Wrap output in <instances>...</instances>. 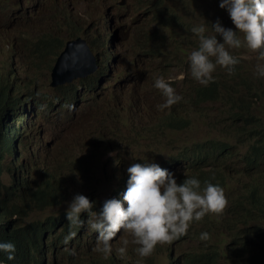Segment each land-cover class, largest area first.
Wrapping results in <instances>:
<instances>
[{"label":"rangeland","instance_id":"obj_1","mask_svg":"<svg viewBox=\"0 0 264 264\" xmlns=\"http://www.w3.org/2000/svg\"><path fill=\"white\" fill-rule=\"evenodd\" d=\"M162 3L172 10L170 12L177 13L179 23L165 24L159 20L157 9H163ZM217 18L225 27L235 29L227 11L219 7V0H0V75L4 77V84L11 85L12 81L7 78L5 60L8 53L5 43L12 36V41L23 53L21 64L16 58L18 71L29 85V90L14 88V92L22 95L23 100L35 93L34 101L39 100L43 104L40 118L37 112L39 102L31 114L27 112L28 123L34 122L33 141L38 143L37 162L31 160L27 144L23 148L26 164L28 162L30 166L28 178H38L39 171L46 170L62 177L70 185L86 181L99 197L120 195L126 188V168L133 162H141L140 159L155 160L161 167L172 171L179 182L183 180L184 174L191 175L193 165L171 170L167 162L173 154L183 149L198 152L191 145L193 142H203L206 146L226 140L232 143L234 154L238 157L231 162H223L224 166L216 167L231 171L224 185L227 198L225 207L220 213L205 215L204 222L194 221L185 235L169 243L157 244L150 257L144 258V264H189L185 262V257L197 256L208 248L220 249L228 258V247L258 234L241 232V228L254 226L264 230V219L251 216L249 211L251 208L254 212L258 204L252 202L250 207L242 197L250 192L252 184L260 187L264 185V163L250 165L242 160L254 140L246 133L245 123L234 117L236 108L242 107L241 101H245L253 103L250 110L254 116L264 118V100L260 102L248 88L238 85L241 77H244L264 86V78L253 75L256 53L243 47L230 50L239 57L240 63L237 65L240 67L235 68L229 76L217 66L213 73L214 80H220L222 85L216 100H196V88L202 85L192 79L188 70L187 55L198 43L190 28L194 24L211 23ZM80 23V32L84 31L92 51L98 56V70L92 79L87 80L93 88L90 90L87 83L79 84V94L76 96L79 103L72 102L64 108V101L53 113V99H61L59 93L50 86L55 61L53 57L43 60L37 56L30 44L47 33L62 38L73 36V28ZM208 29L210 31V25ZM185 37L191 38V41L185 40ZM217 39L222 38L218 36ZM104 56L105 59L112 58L110 65L105 63ZM27 72H31V75ZM155 75H163L166 79L170 77L169 82L182 97L164 111H157L154 107L162 102L159 91L152 86ZM77 107L82 109L74 111ZM171 111L188 117L190 125L175 132L161 128L162 120ZM42 129L45 136L40 141L38 133L43 136ZM18 152L22 160L24 153L20 145ZM110 152L114 154L110 156ZM5 158L3 164L6 169L2 182L8 190H4V193L10 194L8 188L12 184L10 174L13 172L7 170L11 160ZM263 193L264 189L258 198H262ZM8 202L13 208L12 201ZM238 205H244L246 209L239 210L236 207ZM66 207L55 210L65 211ZM51 213L52 210L44 212L42 217ZM234 228L235 241L230 232ZM202 230L210 233L207 240L199 239ZM122 233L119 232L113 238V249L119 245L124 235ZM90 234L94 236L87 240L86 250H92L97 258H101V264H111L112 254L117 258L116 263L112 264H134L138 258L132 251L135 245L129 244L125 257L121 258L113 251L107 259L93 250L96 234ZM128 238L131 239L130 236ZM70 250H74V254L65 248V257L56 263L88 264V261H84L85 252L81 248L72 246Z\"/></svg>","mask_w":264,"mask_h":264},{"label":"clouds","instance_id":"obj_2","mask_svg":"<svg viewBox=\"0 0 264 264\" xmlns=\"http://www.w3.org/2000/svg\"><path fill=\"white\" fill-rule=\"evenodd\" d=\"M219 7L227 11L235 29L225 27L219 18L211 23L192 25L190 31L198 41L197 47L187 55L188 70L192 79L202 86H207L214 80L213 73L217 66L223 68L230 76L235 71V66L240 63L239 57L230 50L241 47L256 53L257 62L253 75L264 78V0H219ZM218 36L222 39L218 40ZM0 77L4 79L1 75ZM170 80V77L166 79L163 75L153 77L152 86L162 97V102L154 105L157 111H164L182 99ZM65 103L66 101L64 108L70 105ZM41 109L42 107L38 109L39 118ZM238 110L236 108L234 114ZM28 131L26 130L21 150L28 145L29 138L34 142ZM34 149L37 153L36 145ZM113 154L109 153L110 156ZM140 161L133 162L126 168L128 178L123 193L118 195V198L105 199L98 211L93 210L94 202L86 195L75 193L72 196L65 208V218L70 228L64 237L66 244L75 236V232L71 231L73 226H86L96 234L93 246L95 252L107 258L115 251L123 258L127 255L129 244H132L135 245L132 251L138 257L134 264H144V258L152 254L157 244L169 243L185 235L194 221L204 222L205 215L220 213L225 207L227 198L224 189L219 185L221 174L217 178L219 183L205 180L202 185L197 176L185 174L183 180L177 182L173 172L161 167L155 160ZM263 188L264 185H253L250 192L257 189L260 194ZM242 197L248 203L247 198ZM250 202L252 204V201ZM81 213H87L86 219L81 217ZM119 232L124 235L119 245L113 249V238ZM209 236L210 233L206 230L199 233V239L202 241L207 240ZM70 251L74 254V250ZM0 252L6 255L7 260H13L16 246L12 241H0ZM0 264L4 262L0 261Z\"/></svg>","mask_w":264,"mask_h":264},{"label":"trees","instance_id":"obj_3","mask_svg":"<svg viewBox=\"0 0 264 264\" xmlns=\"http://www.w3.org/2000/svg\"><path fill=\"white\" fill-rule=\"evenodd\" d=\"M162 4H163V8H165L166 10H165V13H161L157 11V17L159 18V20L161 22H166L165 24L179 23L180 19L177 16V13L175 11L170 12L171 10L167 7V5H164V3ZM166 16L168 18H166ZM81 28H82V24L80 23L78 27L73 28L75 29L74 30L75 33L73 34V36H68L67 38L54 36L51 33L43 34V38H40L32 43V45H37V47H34L35 54L39 56L40 58H43V60H44V57L48 58V56L49 57L51 56L50 59H52L53 57L54 59L53 61H55L58 55L64 49L66 41L70 39L78 38V37H82L87 40V38L84 35V31L80 32ZM163 29H166V28L163 27ZM156 31L159 32L160 30H156ZM187 32H189V30H187ZM189 39L191 38L185 37V40L191 41ZM87 42L90 45L88 40ZM197 45L198 43L194 44V47H197ZM105 58L106 57L104 56L105 63L107 65H110L111 64L110 60L112 58L110 60L105 59ZM238 67H240V65H237L235 68H238ZM89 78H93V76ZM85 80L86 79H84L82 82H85ZM75 84H77V86ZM17 85L19 86L20 84L17 83ZM78 85H79L78 83L69 84L66 90L68 94L59 96L61 97L62 100L66 101L65 103L66 105L70 104L69 101L72 98V96H78L79 94L78 89H80V86ZM80 85H83V83H80ZM221 85H222V82L220 80H214L211 83H209L207 86L197 87L196 88V92H197L196 100L197 101H203V100L212 101V100L218 99L217 93ZM238 85L242 88H248L250 92L259 99L260 102L264 100V86L260 84H254L252 81L247 80L244 77H241ZM6 87H7L6 84H4V81L0 77V91H2L0 93L2 95L0 96V162H2V154L4 153L7 155L6 159H10L12 163V157H11L10 152L14 149V143L19 141L20 144H22V141L25 138L26 130H29L26 124V122H28V118H27L26 110L24 108L25 103H27L28 101L24 100L22 102V99L20 98L22 97V95L20 94H17V97L15 96L19 100L16 98L14 100L13 99L14 97L11 96V93ZM5 90L8 92H6ZM11 98L13 100H11ZM4 100L5 101L8 100L7 103ZM30 102L31 103L34 102V99L30 98ZM38 102H39L38 109H40L43 104L39 100ZM244 105H242V107L239 108L238 112L234 114V116L242 118L243 121L248 124L246 126L245 131L246 133H249V135L252 136L254 143L251 145L250 149L247 152L246 157L247 159H249V161L247 162L250 165H257V164L264 162V120L262 119V117H256L252 114H248L247 117L244 115H240V114H245L246 110L251 111L250 110V108L252 107L251 105L245 104V103ZM15 107H16L15 111L11 113V111ZM19 120L20 122H22L21 129L19 130V134L10 133L9 135L7 131L8 130L11 132L15 131L17 128L16 121L19 122ZM189 123H190V119L188 117L186 118V116L184 117V116H181L171 111L170 114L166 116L164 120H162L160 127L161 128L165 127V128L170 129L172 132H175V131L183 130L187 128L190 125ZM28 133L30 134L31 131L29 130ZM166 136L167 135H165L164 137ZM16 138L18 139V141L15 140ZM225 142L229 144L230 146L232 145L230 141L226 140ZM34 143L35 142H32V140L29 138L28 144H31V145H29L28 148L31 150L32 154L36 156V159H37L38 151L36 153L34 149V145L38 147V144L36 143L34 144ZM200 143H203V142H200ZM200 143L194 142L191 145L198 146ZM181 151L177 152L176 154H173L169 158L170 167L180 166L183 164L185 159L190 158L191 160H193L195 157V159H201L202 163L199 165H196L195 168H192L191 175L198 176V174H201L202 172H209L205 174L204 181L209 180L210 182H217V183H219L217 178L220 174L222 175V178L227 176V175L222 174L220 171L216 172L215 165L207 164L204 161L205 155H209L212 159L217 160L223 154L224 150H220V148L217 146H214L213 143L209 146H206V150H205V152L207 151L206 154L205 152L203 153L202 152H191L192 150H189V149L184 150L183 152ZM190 165L192 164H188L185 167H189ZM0 167L3 168L2 163H0ZM14 168L15 166L13 168L10 167V170L8 168V170L13 172L12 170ZM1 169H0V177L4 175L3 173L4 171L3 169L1 171ZM29 169H30V166L28 164L27 171H29ZM13 175L15 176V174ZM25 177L28 178V174L25 175ZM204 181H201L202 185ZM21 183H24V186L26 188L25 191H20L19 189H17V186H19V184ZM36 184H38V186ZM89 186L90 187L85 195L89 196V199L94 202L93 209H97L94 211H98V208L101 207L105 199L119 197L118 195L114 194L107 198L106 197L100 198L97 196L95 189L91 187V184H89ZM8 189L10 190V194L9 193L6 194V192L4 193V190L6 191L8 190L6 188V185L2 181H0V241H4V240L12 241V242L13 240L14 242L16 241V251L17 250L18 251L15 253V257H17L19 260L17 258H14L13 260H7L6 255L3 252H0V261H3L4 264H17V263L18 264H53V262L51 263L47 262V257L49 255H53L51 256V258L52 260L54 259L55 262L58 259H62V255L61 254L59 255V253L66 247L67 244H69V245H77V249L81 248L85 252V254H83V256L86 258L85 261H88L89 264H97V263L101 264V262L99 263V259H96L97 258L96 255L95 254L93 255L92 250L91 251L86 250V247L88 246L87 240L90 238V235L88 234L90 233V231L88 229L86 232L83 228L84 226H79V227L73 226L72 227L73 229L71 228V231L73 230L75 232V236L72 237V239H70L68 243L66 244L64 242V237L70 231L69 222L66 221L64 217H61L60 219H55V220L42 217V213L48 211V209L50 208H57V207L63 208L67 206V202L71 200L72 196L75 193H84L83 191L85 190V188L81 185V183H77L71 188L65 189L62 191L61 188L54 182L41 181L40 183H38L37 181H35V179H29V178L28 180L22 181L20 177H18V181L15 183V185H13L12 187L10 185V188ZM253 193L259 194L257 189H253ZM6 197H15L11 199L12 203L14 204L13 208L10 202L6 201L7 200ZM247 200H248V204L251 207L252 204L250 200L249 199ZM241 206L243 209H246V206L244 205H241ZM249 211H250L251 216L257 217L260 215L261 218L264 219V193H263L262 198H260V203L255 207L254 212L251 211V208H249ZM39 214L41 215L39 216ZM85 216H86V213L81 214L82 218H84ZM24 218H29L33 221L30 222L28 225H24L23 221H21ZM7 223L13 225L14 228L13 229L7 228L6 227L8 225ZM254 231H256L257 233L258 228L254 229ZM88 235H89V238H88ZM16 238L17 240H15ZM40 239L42 241V244H41ZM54 241H56L57 243ZM50 243L51 245L49 247ZM20 247H22L23 249H21ZM53 247L55 248L53 249ZM39 248L41 252L38 250ZM52 249L54 251H50ZM46 250L48 252H46ZM22 251L23 253L21 254ZM49 252L51 253L48 254ZM227 253L229 254L228 258H226L222 254V250L220 249L218 250L215 248H208L207 250H205L204 252H202L201 254L197 256L185 257V262H187L186 260H188V262L192 260L190 262L191 264L193 263L202 264L203 262L204 264H206L207 262H208L207 264H211V263L213 264H264V230H260L256 237L246 238L239 244L228 247ZM204 257H207L206 261L209 258H211L209 259L211 261L206 262L205 260H203L205 259ZM88 258L91 260H89ZM189 258L191 259L190 261H189ZM196 258L198 260H195ZM111 259H112V262L116 263L117 259L115 258V254L111 255ZM200 259H201V262H199Z\"/></svg>","mask_w":264,"mask_h":264},{"label":"bare ground","instance_id":"obj_4","mask_svg":"<svg viewBox=\"0 0 264 264\" xmlns=\"http://www.w3.org/2000/svg\"><path fill=\"white\" fill-rule=\"evenodd\" d=\"M165 5V4H164ZM162 8H163V4H162ZM165 8H163L162 10L159 8V9H157V11H159V12H161V13H165ZM172 11V10H171ZM174 12V11H173ZM54 15V14H53ZM32 16V15H31ZM54 17V16H53ZM180 22V21H179ZM86 23H88V22H86ZM48 28H50L49 26H48ZM46 36V35H45ZM49 36V35H48ZM51 37V36H50ZM78 38H80V37H78ZM78 38H74V39H70V40H68V41H71V40H76V39H78ZM29 40V39H28ZM30 41V40H29ZM68 41H66V42H68ZM87 41V40H86ZM5 45H6V50H7V53H8V58L5 60V63H6V65H7V69H8V74H7V78L9 79V81H12L10 84L11 85H6L7 87V89L9 90V92L11 93V96L12 97H14L13 99L15 100V98L17 97V94L18 93H16V92H14V88H21L22 90L23 89H27V90H29V85L27 84V82H25V80H23V75L18 71V68H19V66H17V60H16V58H18L19 59V62L21 61V57H22V55H23V53H22V51H21V49H19L18 48V46H17V44H15L13 41H12V36H10L9 38H8V40L6 39V43H5ZM33 48H34V46L32 45V44H30ZM55 56V55H54ZM51 57V56H50ZM50 57L48 56V58L50 59ZM47 58V59H48ZM11 59H14V60H11ZM43 63V62H42ZM47 63V62H46ZM20 64H21V62H20ZM44 64V63H43ZM47 65V64H46ZM0 70H2V67H0ZM31 72H27L26 74H30ZM94 74H96V72L95 73H93V74H89L87 77H85V78H75V79H73L71 82H68V81H66V82H64V83H61V84H59V85H57L56 87H52L51 86V84H50V86L56 91V92H58L59 93V96H62V95H64V94H68L67 92H66V90H67V87H68V85L69 84H71V83H78V84H80V83H83V85L84 84H88V87L90 88V90H91V88H93L91 85H90V83L87 81L88 79H92V78H89V77H91V76H93ZM31 75V74H30ZM187 77V76H186ZM84 79H86L85 80V82H82ZM7 80V79H6ZM19 83L20 85L18 86L17 85V83ZM31 86H33L32 84H31ZM81 86V85H80ZM86 88V87H85ZM83 90H84V88H83ZM88 90V89H87ZM6 91V90H5ZM25 91V90H24ZM2 91H0V93H1ZM6 92H8V91H6ZM26 92V91H25ZM92 92V91H91ZM93 92H94V90H93ZM27 93V92H26ZM197 93V92H196ZM4 94H6V93H4ZM35 95V93H32V95H30L27 99H25L26 101H28L27 103H25V106H24V108H25V110H26V114H27V112H29V114H31V110L32 111H34V108H35V106H37V104H38V102H36V101H34V102H30V98H32L33 99V96ZM84 95V94H83ZM94 95V94H93ZM0 96H2L1 94H0ZM16 96V97H15ZM9 97H10V95H9ZM19 97V96H18ZM21 99H22V102L24 101L23 100V97H20ZM10 99V98H9ZM12 98H11V100H13ZM16 99H18V98H16ZM20 99V100H21ZM19 100V99H18ZM54 100V106H53V110L51 111V112H53V113H55L57 110H58V106H59V104L60 103H62V102H64L65 100H62V99H53ZM5 101V100H4ZM8 101V100H7ZM7 101H5L6 103H7ZM70 103H72V102H77V103H79V100L78 99H76V96H72V98L70 99V101H69ZM81 103H82V101H81ZM244 103L245 104H249V105H253V103H249V102H241V104H243L244 105ZM254 103H256V102H254ZM12 104V103H11ZM197 105V104H196ZM64 106V105H63ZM198 106V105H197ZM245 106V105H244ZM253 107V106H252ZM70 108V107H69ZM196 108V107H195ZM247 108V107H246ZM15 109H16V107L11 111V113L12 112H14L15 111ZM80 109H82L81 107H77L76 108V110H74V111H79ZM196 109H198V108H196ZM38 112V111H37ZM248 114H252V111H248V110H246V112H245V114H240V115H244V116H246L247 117V115ZM253 115V114H252ZM95 118V117H94ZM236 118H238L239 120H242L243 121V119L242 118H239V117H236ZM262 119L264 120V118L262 117ZM17 122V128H16V130L15 131H13V132H11V131H7L8 132V134L10 135V133H12V134H19V130L21 129V124H22V122H20V120H19V122L18 121H16ZM133 122V121H132ZM131 122V123H132ZM244 122V121H243ZM245 123V122H244ZM26 124H27V126H28V129L31 131V135H32V139H33V137H34V134H33V128H34V122H30V123H28V122H26ZM124 126H126V125H124ZM38 128H39V126H38ZM76 129V128H75ZM126 129V128H125ZM14 130V129H13ZM43 130V129H42ZM89 130V129H88ZM85 131V130H84ZM90 131V130H89ZM88 131V132H89ZM92 131V130H91ZM82 132V131H81ZM87 132V131H86ZM87 132V133H88ZM84 133V132H83ZM87 133H85V134H87ZM92 133V132H91ZM94 135H95V133H94ZM38 136H39V139H40V141L42 140V138L45 136V131L43 130V136H41L39 133H38ZM92 136V135H91ZM248 136H251V135H249L248 134ZM114 139V138H113ZM117 139V138H116ZM15 140H17L18 141V139L16 138ZM121 140V139H120ZM119 139H118V141H120ZM115 141V140H114ZM173 141V140H172ZM171 141V142H172ZM116 142V141H115ZM115 142H113V143H115ZM108 143V142H107ZM111 143V142H110ZM194 143V142H193ZM200 143V142H199ZM38 144V143H37ZM213 144H214V146H217V147H219L220 148V150H224V152H223V154L221 155V157L219 158V159H217V160H214V159H212L209 155H205V159H204V161L207 163V164H210V165H215L216 167L217 166H224V164H223V162H231L234 158H236V157H238V156H236L235 154H234V150L232 149V146H230L229 144H227V143H225L224 141H222V142H220V143H217V142H213ZM19 145H20V148H22L23 146H24V144H23V141H22V144H20V142L18 141V142H15L14 143V149L10 152V154H11V157H12V163L10 162V165H7L8 167L7 168H9V170H10V167H14L15 166V168L12 170L13 171V174H15V176L13 175V174H10L11 175V180H12V184H11V187L13 186V185H15V183L18 181V177H20V179L23 181V180H28V178L27 177H25V175H27L28 174V171H27V168H26V165L28 166V162H27V164H26V156H25V153H24V150L22 149V152L24 153V158H22V160H20V158H18L19 156V152H18V147H19ZM29 145H31V144H28L27 145V148H28V146ZM109 145V144H108ZM107 145V146H108ZM195 148H197L198 149V152H205V150H206V145L205 144H203V143H200L198 146H194ZM28 150H29V153H30V158H31V160H32V158H33V160L35 161V162H37V159H36V156H34L33 154H32V152H31V150L28 148ZM184 150H186V149H183V151ZM183 151H181V152H183ZM246 155H247V153H245L243 156H242V160L244 161V163L245 162H247V161H249V159H247V157H246ZM4 157H7V155L6 154H2V162H0V163H2L3 164V161H4ZM102 157V156H101ZM122 158V157H121ZM6 159V158H5ZM203 161V162H204ZM8 162V161H7ZM169 162L170 161H168L167 162V166L168 167H170V164H169ZM92 163V162H91ZM202 163V160L201 159H195V160H191L190 158H187V159H185V161L183 162V164L182 165H180V166H175V167H185V166H187L188 164H192L193 165V168H195V166L196 165H199V164H201ZM99 164V163H98ZM98 164H95V165H98ZM248 164V163H247ZM243 165V164H242ZM92 166V165H91ZM236 166V165H235ZM94 167V166H93ZM96 167V166H95ZM175 167L174 166H171V170H174L175 169ZM234 167V166H233ZM2 167H0V169H1ZM3 171L5 172V167H4V164H3ZM2 169H1V171H2ZM97 169V168H96ZM99 169H100V167H99ZM232 169V168H231ZM8 170V169H7ZM86 170H88V169H86ZM91 170H93V169H91ZM95 170V169H94ZM98 170V169H97ZM229 170H230V168H229ZM216 171L218 172V171H220L222 174H224V175H228V173L229 172H231V171H229L228 172V170H220V169H217L216 168ZM3 172V173H4ZM76 172V171H75ZM78 172H79V170H78ZM82 172V171H81ZM96 172V171H95ZM7 173H8V171H7ZM39 173H40V175H39V177L38 178H35V181H37L38 183H40L41 181H50V182H54V183H56L60 188H61V190L63 191V190H65V189H69V188H71L72 186H74L75 184H73V185H70V184H67L64 180H63V178L62 177H57L56 175H54V174H52L50 171H44V172H41V170L39 171ZM207 173H209V172H202L201 174H198V176H197V178L198 179H200V181H204V178H205V174H207ZM2 174V173H1ZM78 174V173H77ZM18 175V176H17ZM74 176V175H73ZM88 176V175H87ZM77 177V176H76ZM209 177V176H208ZM2 177H0V181H2V179H1ZM127 178V177H126ZM228 178L229 177H227V176H225V177H223V178H221V179H219L220 180V183H219V185L220 186H222V188L223 189H225L226 187H224V185H225V183L227 182V180H228ZM77 179V178H76ZM123 179V177L121 178V180ZM80 180V179H79ZM78 180V181H79ZM6 182V181H5ZM77 183H80V182H77ZM212 183H214V182H212ZM37 186H38V184H36ZM81 185L85 188V190L83 191L84 193H82V194H86V192L88 191V189H89V184L86 182V181H84V182H81ZM227 185V184H226ZM252 185H254V186H256L255 184H252ZM79 186V185H78ZM10 188V187H9ZM17 189H19L20 191H25L26 190V188H25V186H24V183H21V184H19V186H17ZM88 198H89V196H87ZM244 197H246L247 199H249L250 201H252L253 203H255V204H259L260 203V198H258V193H253V192H249V193H247L246 195H244ZM12 198H15V197H11V198H7V200L6 201H10ZM241 199H242V197H241ZM2 202V201H1ZM6 203V202H5ZM239 210H243V208H242V206L241 205H238V206H236ZM18 209V208H17ZM55 209H59L58 207L57 208H50V209H48V211L49 210H52V213L51 214H49V215H47V216H45V218H48V219H60L61 217H64L65 218V211H56ZM47 212V211H46ZM81 214H83V213H81ZM86 216H87V213H86ZM86 216L84 217L85 219H86ZM254 217V216H253ZM259 217H261L260 215L259 216H257L256 218H259ZM65 220H66V218H65ZM21 221H23V224L24 225H28L30 222H32L33 220H31V219H29V218H24V219H22ZM67 221V220H66ZM8 225L6 226L7 228H11V229H13L14 228V226L13 225H11V224H9V223H7ZM66 228V227H65ZM84 228V230L87 232V227L86 226H84L83 227ZM256 228H258V227H254V226H252V227H248V226H246V227H243V228H241L239 231H241V232H244V233H256V231H254V229H256ZM73 229V228H72ZM207 229V228H206ZM63 231V230H62ZM73 231V230H72ZM259 228H258V231H257V233H259ZM59 232V231H58ZM61 232V231H60ZM91 232V231H90ZM232 234H233V241H235L236 240V229L234 228V229H232L231 231H230ZM213 233V232H212ZM58 234V233H57ZM67 234V233H66ZM89 235H90V238L92 237V236H94V235H91L90 233H88ZM123 234V233H122ZM89 235H88V238H89ZM59 236V235H58ZM57 236V237H58ZM60 236H62V235H60ZM15 237V236H14ZM20 237V236H19ZM54 237V236H53ZM79 237V236H78ZM84 237V236H83ZM85 237H86V235H85ZM96 237V236H95ZM120 237V236H119ZM122 237V236H121ZM13 238V237H12ZM49 238V237H48ZM8 239V238H7ZM23 239V238H22ZM51 239V238H50ZM49 239V240H50ZM59 239V238H58ZM57 239V240H58ZM77 239H79V238H77ZM83 239V238H82ZM85 239V238H84ZM3 240V239H2ZM15 240H17V238L15 239ZM48 240V241H49ZM53 240V239H52ZM62 240V239H61ZM75 240V239H74ZM5 241V240H4ZM36 241V240H35ZM34 241V242H35ZM40 241H41V239H40ZM40 241H39V243H40ZM77 241V240H76ZM13 242H14V240H13ZM17 242H19V241H17ZM47 242V241H46ZM52 242V241H51ZM54 242H56V241H54ZM53 242V243H54ZM80 242H81V240H80ZM80 242H78V243H80ZM120 242V241H119ZM15 243V246H16V241L14 242ZM57 243V242H56ZM60 243H62V242H60ZM185 242L183 241L182 242V244H184ZM230 243H232V242H230ZM18 244V243H17ZM41 244H42V241H41ZM41 244H39V245H41ZM115 244V243H114ZM19 245V244H18ZM50 245H51V243L49 244V247H50ZM53 245V244H52ZM47 246V245H46ZM72 246H76V248H77V245H69V244H67L66 245V247L65 248H68L69 249V251H70V248L72 247ZM179 246V245H178ZM203 247H204V245H202ZM38 247V246H37ZM43 247V246H42ZM56 247V246H55ZM55 247H53V249L55 248ZM19 248V247H18ZM21 249H23L22 247H20ZM41 248V247H40ZM40 248L38 249L40 252H41V250H40ZM47 248V247H46ZM64 248V249H65ZM176 248V247H175ZM50 249V248H49ZM50 250V251H54V250ZM178 249V248H177ZM232 249V248H231ZM35 250V249H34ZM33 250V251H34ZM58 250V249H57ZM199 250H200V248H199ZM204 250V249H203ZM18 251V250H17ZM16 251V252H17ZM38 251V252H39ZM201 251V250H200ZM46 252H48L47 250H46ZM56 252V251H55ZM23 253V251L21 252V254ZM45 253V252H44ZM51 252H49L48 254H50ZM53 253V252H52ZM58 253V252H57ZM62 255V258H64L65 257V255H66V252H64L63 250L59 253V255ZM95 253H93V255H94ZM18 255V254H17ZM16 255V256H17ZM20 255V254H19ZM101 255V254H100ZM129 255V254H128ZM22 256V255H21ZM51 256H53V255H49L48 257H47V262L48 263H51V262H53V264H57L55 261H54V259L52 260V258H51ZM86 256V255H85ZM88 256V255H87ZM54 257H56V256H54ZM53 257V258H54ZM92 257V256H91ZM100 257V256H99ZM148 257H150V256H148ZM15 258H17V257H15ZM181 258V257H180ZM205 259H203V260H205L206 261V259H207V257H204ZM209 258V257H208ZM18 259V258H17ZM24 259V258H23ZM56 259V258H55ZM86 259V258H85ZM89 259V258H88ZM93 259H95V258H93ZM96 259H101V258H96ZM108 259V258H107ZM117 259V258H116ZM127 259V258H126ZM132 259V258H131ZM134 259V258H133ZM151 259H153V258H151ZM188 259V258H187ZM209 259H211V258H209ZM207 260V261H211V260ZM16 260V259H15ZM19 260V259H18ZM89 260H91V259H89ZM112 260V259H111ZM191 259L189 258V261H190ZM195 260H198L197 258L195 259ZM22 261V260H21ZM20 261V262H21ZM85 261V260H84ZM103 261V260H102ZM108 261V260H107ZM106 261V262H107ZM131 261V260H130ZM187 262H188V260H186ZM192 261V260H191ZM190 261V262H191ZM206 261V262H207ZM14 262V261H13ZM19 262V263H20ZM23 262V261H22ZM82 262V261H81ZM98 262V261H97ZM96 262V263H97ZM101 261L99 260V263H100ZM111 262V264H112V261H110ZM190 262H189V264H190ZM196 262H198V261H196ZM199 262H201V259H200V261ZM205 262V263H206ZM16 263V262H15ZM59 263V262H58ZM73 263H74V261H73ZM84 263V262H83ZM93 263V262H92ZM114 263V262H113ZM121 263V262H120ZM175 263V262H174ZM173 263V264H174ZM176 263H177V261H176ZM181 263V262H180ZM208 263V262H207ZM206 263V264H207ZM18 264V263H17ZM88 264H89V262H88ZM98 264V263H97ZM103 264H105V263H103ZM172 264V263H171ZM183 264V263H182ZM194 264V263H193ZM202 264H204V262L202 263ZM211 264H213V263H211Z\"/></svg>","mask_w":264,"mask_h":264},{"label":"water","instance_id":"obj_5","mask_svg":"<svg viewBox=\"0 0 264 264\" xmlns=\"http://www.w3.org/2000/svg\"><path fill=\"white\" fill-rule=\"evenodd\" d=\"M98 67V59L86 39L80 37L68 41L54 63L50 84L56 87L66 81L71 82L75 78H85L97 72Z\"/></svg>","mask_w":264,"mask_h":264}]
</instances>
